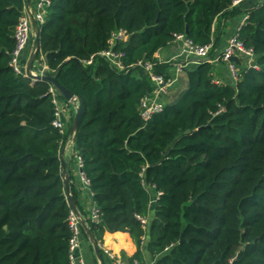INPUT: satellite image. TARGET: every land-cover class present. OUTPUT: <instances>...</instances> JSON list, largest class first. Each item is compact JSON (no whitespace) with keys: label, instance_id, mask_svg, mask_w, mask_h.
Listing matches in <instances>:
<instances>
[{"label":"trees","instance_id":"trees-1","mask_svg":"<svg viewBox=\"0 0 264 264\" xmlns=\"http://www.w3.org/2000/svg\"><path fill=\"white\" fill-rule=\"evenodd\" d=\"M235 1L50 0L45 12L37 59L52 76L61 70L60 83L82 101L72 146L100 222L87 216L80 183L71 194L97 243L107 231L131 236L129 264H264V4L238 32L254 59L238 64L235 83H217L215 65L198 63L177 103L149 120L140 111L154 86L138 63L173 78L176 64L156 54L178 34L215 49L214 23L239 13ZM25 9L26 0H0V264H70L60 155L75 110L62 136L51 86L12 67ZM118 30L129 34L114 46L126 70L100 56Z\"/></svg>","mask_w":264,"mask_h":264},{"label":"built area","instance_id":"built-area-1","mask_svg":"<svg viewBox=\"0 0 264 264\" xmlns=\"http://www.w3.org/2000/svg\"><path fill=\"white\" fill-rule=\"evenodd\" d=\"M243 0H236L233 6L238 5ZM50 0H37L35 11L30 10L27 6L24 14L20 18V21L15 30V49L12 53L11 64L16 73H23L22 58L28 48L32 45L34 40V30L32 25V19L34 18L38 24H41L45 21V12L50 6ZM264 4V0H260L259 6ZM248 18V17H247ZM246 18V20H247ZM129 38V34L125 30H118L112 34L110 40V49L100 53V56L107 60L115 69L126 70L127 66L124 63L126 54L123 49L115 50L114 46L118 43H126ZM174 41H179L182 43L181 52L179 57L184 59H207L210 58L212 63L211 53L214 49V43H209L205 45H199L193 42L185 34H178L175 36ZM238 57L240 62L243 60L246 61V65L250 66L252 60L254 59V52L251 48H248L242 40L239 39L238 34L233 36L225 46L224 50L220 54L219 58L216 60L222 62L228 66L231 77L233 81H237L240 76L239 65L234 62L232 59ZM92 59L85 61V65H91ZM138 65L145 68L146 73L148 74L154 88L153 91L146 95L141 100V117L145 120H149L152 116L161 113L164 110L165 104L161 101V97L166 95L170 88L173 85L174 80L167 79L163 74H159L155 71V65L152 62H139ZM185 65L179 64L176 66V73H179L184 70ZM50 93L53 96V102L56 105L55 120L53 125L57 128L62 136H65L67 133V124L62 120V115L65 112L67 106L71 103L65 102L62 103V100L51 87ZM67 143H70L69 141ZM75 161L79 169V183L82 191H89L93 196L90 190V181L83 172V159L80 155L76 154ZM154 202V201H153ZM100 209L95 205L94 209L90 214V219L94 223L100 222ZM139 219L145 224L147 219L139 217ZM69 228L71 231V239L69 242V259L70 264H86L85 259L80 255L82 241H83V228L79 218L76 216L72 210L69 219ZM98 247L103 251L105 258L108 260L109 264H129V262L120 256H118L114 251L108 249L102 241L98 243ZM134 264H138L137 261Z\"/></svg>","mask_w":264,"mask_h":264},{"label":"crops","instance_id":"crops-1","mask_svg":"<svg viewBox=\"0 0 264 264\" xmlns=\"http://www.w3.org/2000/svg\"><path fill=\"white\" fill-rule=\"evenodd\" d=\"M36 3L37 0H30V4L27 3L26 0V6L32 11L33 10L35 11ZM259 4H260V0H243L238 5L233 6L232 10L239 11V13L236 16L231 18H225L223 15H220L218 19L215 21L213 26V33L214 36L218 39V43L212 52L211 58H212V63L215 65L216 68L215 76L217 83H224V84L235 83V81H233L231 77L228 66L216 60L219 58L220 54L224 50L228 41L233 36H236L242 25H244L246 18L248 17L249 10L258 7ZM181 48H182L181 42L173 41L167 47L160 50L156 54V58L162 64H168L172 62L175 63L176 66L179 64L185 65L184 70L179 73H176V66L170 68L169 71L171 72V75L173 77L172 79L174 80V82L169 92L161 97V101H163L165 105L175 104L178 102L180 97L187 91L189 87V81L186 70L194 69L198 65V63L195 62L193 59H184L179 57ZM31 50H32V45L28 48V50L25 52L22 58V66L24 71L26 70V66L28 64ZM34 72L39 73L37 68H34ZM62 103H65V101L62 100ZM72 109L75 110L76 107L74 108V106L73 107L67 106L64 114L62 115V120L66 124H68V122L70 121V118L72 116L71 115ZM72 145L73 144L71 143H67L65 145L64 148L66 149L64 152V160L67 169L69 170L71 184L74 183L78 184L79 169L75 161L76 153ZM78 189L81 190L80 184H78ZM81 199L84 205L85 212L87 213V216H90L92 210L96 205L93 196L89 193V191H82ZM82 218L85 220V216H82ZM102 242L108 249L114 251L118 256H120L121 258L127 261L133 258L137 252L136 244L134 243L131 236L126 232L107 231L103 235ZM80 255L85 259L86 264H100L96 256L95 249L92 243L90 242L87 234H85V236L83 237ZM145 255H146V260L149 263L150 257L147 253H145ZM103 261L104 264H109L107 260L103 259Z\"/></svg>","mask_w":264,"mask_h":264},{"label":"water","instance_id":"water-1","mask_svg":"<svg viewBox=\"0 0 264 264\" xmlns=\"http://www.w3.org/2000/svg\"><path fill=\"white\" fill-rule=\"evenodd\" d=\"M27 3L30 4V0H27ZM32 25H33V30H34V40L32 43V50H31V54L29 56V60H28V64L26 66V70H25V77L29 78L32 80V83L35 84L37 82H46L48 83L56 92V94L63 99L66 102L69 103H73L76 106L75 109V116L73 118V121L70 125V129H69V142L71 144H75L76 142V138H77V132L80 126V119H81V114H82V101L80 100V98L78 96H76L71 90L67 89L66 87H64L60 81H59V75H60V71L52 76L49 74L50 69L49 67L46 65L45 61L41 62L40 60L37 59L38 56V52L40 50V25L38 24V22L33 18L32 19ZM195 62L197 63H205V62H209L210 58L207 59H193ZM234 62H236L237 64H240V60L238 57H234L232 59ZM68 61L65 62V64H67ZM34 68L38 69L39 73H35L34 72ZM66 148H63L62 152H61V161L63 163L62 165V179H63V183H64V187H65V193H66V197L68 199V202L72 208V210L74 211V213L76 214V216L79 218L82 228L84 229L85 233L87 234L90 242L92 243L94 249H95V253L96 256L100 262V264H104L103 261V257L101 255L100 249L98 247V243L96 241V239L94 238L93 234L91 233L89 227L87 226L85 220L82 218L76 202L71 194V180H70V174H69V170L67 169V166L65 164V160H64V152H65ZM183 241V239H181V242Z\"/></svg>","mask_w":264,"mask_h":264},{"label":"rangeland","instance_id":"rangeland-1","mask_svg":"<svg viewBox=\"0 0 264 264\" xmlns=\"http://www.w3.org/2000/svg\"><path fill=\"white\" fill-rule=\"evenodd\" d=\"M32 43H33V42H32ZM182 96H183V95H182ZM182 96L180 97V99L182 98ZM180 99H179V100H180ZM179 100H178V101H179ZM71 104H72V107H73V106H74V108L76 107L75 104H73V103H71ZM70 119H71V118H70Z\"/></svg>","mask_w":264,"mask_h":264}]
</instances>
